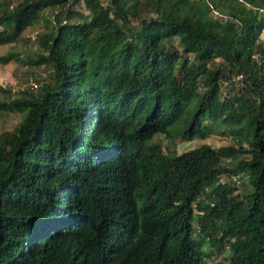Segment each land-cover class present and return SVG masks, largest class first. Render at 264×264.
<instances>
[{
	"label": "trees",
	"instance_id": "1",
	"mask_svg": "<svg viewBox=\"0 0 264 264\" xmlns=\"http://www.w3.org/2000/svg\"><path fill=\"white\" fill-rule=\"evenodd\" d=\"M40 21L48 81L0 88V264H264V0H17L0 46Z\"/></svg>",
	"mask_w": 264,
	"mask_h": 264
},
{
	"label": "rangeland",
	"instance_id": "2",
	"mask_svg": "<svg viewBox=\"0 0 264 264\" xmlns=\"http://www.w3.org/2000/svg\"><path fill=\"white\" fill-rule=\"evenodd\" d=\"M16 1L17 0H0V4L9 3L11 7ZM76 10H83L82 2L76 7ZM53 13L54 11L52 9H48L45 12L48 26H50V22L53 21ZM212 14L216 16L214 12H212ZM131 20L132 25H135L134 16H131ZM47 29L48 27L43 21L37 22L32 27H29L14 44L0 46V57L7 53H12L14 55L13 59L8 63L4 65L0 63V88L5 91H10L11 98L21 96L22 94L20 92L22 91L37 90L44 81H48L52 69L47 65H35L31 63L36 58L35 55L39 50L35 37L44 33ZM261 39L264 41V30L261 33ZM7 96V93L0 91V100L6 99ZM89 115L93 114L89 113ZM19 122L20 116L18 113L0 114V139L15 133L18 129ZM223 130V127L213 126L211 131L206 134L205 138L194 137L192 140L176 138L168 142L162 137L157 136L153 142L159 143L165 152L177 155L198 148L203 144L213 148H219L232 144L231 138L226 135ZM242 158L248 160L249 156L245 155ZM220 180L223 182H230L232 179L226 178L224 175ZM244 181V177L242 176V178H240L241 183L236 184L238 191H242L245 188L242 185ZM209 264H229L228 257H226V253L218 257L213 255L212 261Z\"/></svg>",
	"mask_w": 264,
	"mask_h": 264
}]
</instances>
